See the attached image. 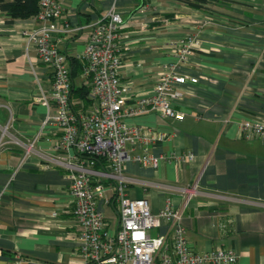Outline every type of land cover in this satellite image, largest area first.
<instances>
[{
	"label": "crops",
	"instance_id": "1",
	"mask_svg": "<svg viewBox=\"0 0 264 264\" xmlns=\"http://www.w3.org/2000/svg\"><path fill=\"white\" fill-rule=\"evenodd\" d=\"M62 3L53 41L68 57L75 86L85 83L82 53L90 25L107 11L124 19L120 77L129 83V101L151 94L164 65L176 61L172 42L191 41L178 70L197 82L181 86L182 97L173 103L184 118L150 110L125 118L146 139L156 136L148 144L127 142L128 154L147 145L159 162L125 161L124 191L147 197L153 212L167 203L180 209L194 250L231 247L236 264H264V143L239 131L245 119L264 123V0L211 1L199 9L180 0ZM37 26L33 17L10 19L0 10V264H84L70 181L50 162L57 134L46 129L26 153L50 110L36 98L50 87L51 71L22 34ZM188 152L192 160L178 161ZM104 183L97 208L113 233L118 205L113 184ZM151 233L170 236L171 230L163 223Z\"/></svg>",
	"mask_w": 264,
	"mask_h": 264
},
{
	"label": "built area",
	"instance_id": "2",
	"mask_svg": "<svg viewBox=\"0 0 264 264\" xmlns=\"http://www.w3.org/2000/svg\"><path fill=\"white\" fill-rule=\"evenodd\" d=\"M62 12V0H39L38 11L32 16L38 26L22 32L27 46L37 52L40 61L51 71L50 87L40 89L36 98L50 110L26 153L46 129L52 128L57 134L50 162L64 170L69 178L72 214L79 228V255L84 264H236L238 255L231 247L218 246L205 251L191 248L181 210L171 203L153 212L147 197L130 198L124 191L125 161L134 160L144 166H156L159 162L147 145L140 153L128 154L127 142L148 144L156 136L146 139L144 132L128 125L125 118L149 110L167 119L184 118V112L173 103L182 97L181 86L197 82L196 77L178 71L190 53L191 41L172 43L176 61L164 65L151 94L129 101V83L120 77L119 30L124 26V19L113 10L107 11L90 25L81 72L88 92L86 99L76 98L72 96L68 57L53 41V33L57 31L55 21L61 18ZM83 100L89 103L86 109H83ZM239 131L246 139L257 138L264 143L263 122L245 119L239 123ZM176 157L178 161L192 160L193 154L188 152ZM104 181L113 184L118 205L113 233L105 229L103 214L97 208L98 200L104 196ZM163 223H168L170 236L151 233Z\"/></svg>",
	"mask_w": 264,
	"mask_h": 264
},
{
	"label": "trees",
	"instance_id": "3",
	"mask_svg": "<svg viewBox=\"0 0 264 264\" xmlns=\"http://www.w3.org/2000/svg\"><path fill=\"white\" fill-rule=\"evenodd\" d=\"M192 8H203L205 4L211 1L221 0H180ZM39 0H0V10L10 19L29 18L38 11ZM71 61L74 62L73 59ZM72 78V75H71ZM88 88L85 85L75 86L73 83L72 96L86 99ZM85 102H87L85 100ZM98 165V164H97Z\"/></svg>",
	"mask_w": 264,
	"mask_h": 264
},
{
	"label": "rangeland",
	"instance_id": "4",
	"mask_svg": "<svg viewBox=\"0 0 264 264\" xmlns=\"http://www.w3.org/2000/svg\"><path fill=\"white\" fill-rule=\"evenodd\" d=\"M172 43H174V42H172ZM172 43H171V47H172ZM179 43V42H178ZM185 43H187V42H185ZM193 47V44L191 43V48ZM173 48V47H172ZM190 52H191V50H190ZM189 55V54H188ZM188 55H187V58H188ZM187 60V59H186ZM179 69V68H178ZM179 71V70H178ZM181 73V72H180ZM183 74V73H182ZM160 75H161V73H160ZM186 75V74H185ZM189 76V75H188ZM190 77H193V76H190ZM159 78H160V76H159ZM158 78V79H159ZM157 79V80H158ZM86 86V85H85ZM78 97V96H77ZM77 106H79V107H82L81 105H79V104H77ZM89 106V103L88 102H85L84 100H83V109L85 108H87Z\"/></svg>",
	"mask_w": 264,
	"mask_h": 264
}]
</instances>
